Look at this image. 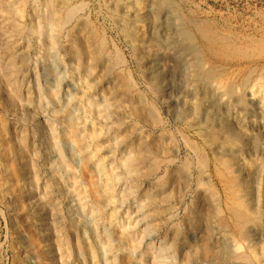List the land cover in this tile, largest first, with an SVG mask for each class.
<instances>
[{
  "label": "rangeland",
  "instance_id": "rangeland-1",
  "mask_svg": "<svg viewBox=\"0 0 264 264\" xmlns=\"http://www.w3.org/2000/svg\"><path fill=\"white\" fill-rule=\"evenodd\" d=\"M256 79L264 0H0V264H264Z\"/></svg>",
  "mask_w": 264,
  "mask_h": 264
},
{
  "label": "bare ground",
  "instance_id": "bare-ground-1",
  "mask_svg": "<svg viewBox=\"0 0 264 264\" xmlns=\"http://www.w3.org/2000/svg\"><path fill=\"white\" fill-rule=\"evenodd\" d=\"M49 20V19H48ZM47 24V23H46ZM49 25V24H48ZM38 29V28H37ZM49 32V31H48ZM205 32V31H204ZM207 32V31H206ZM39 33V32H38ZM50 33V32H49ZM44 34H46V33H44ZM52 34V33H51ZM47 38L51 41V42H53L52 40H53V38H52V36L50 35V34H47ZM46 40V39H45ZM228 45V44H227ZM221 47H224V46H221ZM222 50H223V48H222ZM238 50V49H237ZM213 51V50H212ZM263 81V80H262ZM218 84V83H217ZM253 84V85H252ZM251 85H252V87L251 88H249V90H250V92L252 93V96H254V95H256V88H258V89H261V88H264V83H261V81H260V79H256L255 81H254V83H252ZM218 86V85H217ZM263 92V91H262ZM261 94H263V93H261ZM259 95V94H258ZM264 95V94H263ZM256 97V96H255ZM262 99H264V98H262ZM85 103V102H84ZM264 104V103H263ZM86 108H88V107H86ZM91 112H93V111H91ZM94 113V112H93ZM52 141V140H51ZM54 149V148H53ZM94 150V149H93ZM238 155V154H237ZM90 157H92V156H90ZM92 159V158H91ZM123 160V159H122ZM120 161L119 160V162L121 163H123V161ZM98 163V162H97ZM96 163V164H97ZM61 164H62V162H61ZM64 165V164H63ZM124 166V165H123ZM100 168H101V166H100ZM124 175H126V174H124ZM109 176V175H108ZM103 178V177H102ZM109 178V177H108ZM114 178V177H113ZM109 187V186H108ZM105 192V191H104ZM111 193V192H110ZM72 194V193H71ZM119 197V196H118ZM112 200V199H111ZM120 201V200H119ZM111 202V201H110ZM142 202V201H141ZM110 204V203H109ZM117 209V208H116ZM111 215V214H110ZM112 215H115L114 213L112 214ZM144 215V214H143ZM111 217V216H110ZM127 217V216H126ZM125 221V220H124ZM113 222V221H112ZM116 224V223H115ZM120 224V223H119ZM126 226V225H125ZM132 227H133V225H132ZM123 229V228H122ZM125 230V229H124ZM127 230V229H126ZM213 232V231H212ZM127 235V234H126ZM149 235V234H148ZM244 236H246V235H244ZM248 237V236H247ZM141 238V237H140ZM246 238V237H245ZM240 239V238H239ZM237 240V239H236ZM235 241V240H234ZM244 241V240H243ZM139 242V241H138ZM245 242V241H244ZM137 243V242H136ZM240 243V242H239ZM239 243H238V240L237 241H235L234 242V251H238V249H239V247H240V245H239ZM246 243V242H245ZM244 243V244H245ZM241 244V243H240ZM232 245H233V243H232ZM242 245V244H241ZM102 246V245H101ZM104 246V245H103ZM132 246V245H131ZM163 246V245H162ZM159 247V246H158ZM106 248V247H105ZM150 248L152 249L153 247H151L150 246ZM168 248V247H167ZM130 249V248H129ZM157 249V248H156ZM164 250H166V247H160V249L158 250V252L159 253H161L162 251H164ZM144 251V250H143ZM157 252V254H159ZM146 254V253H145ZM162 254V253H161ZM232 254H234V252L232 253ZM237 254V253H236ZM237 255H239V254H237ZM248 257V256H247ZM239 260V259H238ZM242 260V259H241ZM140 261V260H139ZM249 262V261H248ZM113 263V262H112Z\"/></svg>",
  "mask_w": 264,
  "mask_h": 264
}]
</instances>
